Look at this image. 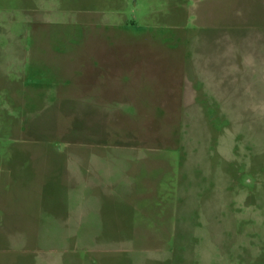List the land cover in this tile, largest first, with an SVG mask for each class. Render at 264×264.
I'll return each mask as SVG.
<instances>
[{
    "label": "rangeland",
    "instance_id": "374dc122",
    "mask_svg": "<svg viewBox=\"0 0 264 264\" xmlns=\"http://www.w3.org/2000/svg\"><path fill=\"white\" fill-rule=\"evenodd\" d=\"M0 264H264V0H0Z\"/></svg>",
    "mask_w": 264,
    "mask_h": 264
},
{
    "label": "crops",
    "instance_id": "0c3cea01",
    "mask_svg": "<svg viewBox=\"0 0 264 264\" xmlns=\"http://www.w3.org/2000/svg\"><path fill=\"white\" fill-rule=\"evenodd\" d=\"M6 174H7V177L6 178H2L1 180H0V184L3 182V181H5V184H11L13 181H14V175L12 174V175H9V172H7L6 171ZM2 175V174H1ZM1 175H0V177H1Z\"/></svg>",
    "mask_w": 264,
    "mask_h": 264
}]
</instances>
